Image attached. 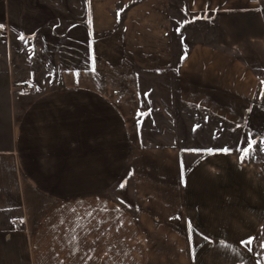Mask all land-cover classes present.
I'll use <instances>...</instances> for the list:
<instances>
[{
	"label": "crops",
	"instance_id": "1",
	"mask_svg": "<svg viewBox=\"0 0 264 264\" xmlns=\"http://www.w3.org/2000/svg\"><path fill=\"white\" fill-rule=\"evenodd\" d=\"M0 26L49 50L30 61L52 56L59 79L40 86L35 65L25 82L10 64L0 86V264H264V202L197 219L209 240L193 246L180 152L141 146L137 120L138 69L257 78L264 0H0ZM245 169L264 198V162Z\"/></svg>",
	"mask_w": 264,
	"mask_h": 264
},
{
	"label": "rangeland",
	"instance_id": "2",
	"mask_svg": "<svg viewBox=\"0 0 264 264\" xmlns=\"http://www.w3.org/2000/svg\"><path fill=\"white\" fill-rule=\"evenodd\" d=\"M196 39L200 40V37ZM191 40L183 39L180 57L187 52ZM29 41L23 34L0 33V86L8 82L6 71L10 64L16 65L18 77L25 76V82L36 81L44 87L58 83L52 56L49 63L30 61L34 54L46 55L50 51ZM35 65L40 68L35 70L36 78L32 81L28 78V69ZM186 69H181L176 61L166 68L137 70V120L139 138L145 146H174L180 152L183 180L187 183L185 189L189 190V183H192L190 190L198 202H195V209L188 208L191 217L188 229L193 246L199 248L209 240L204 232L206 226L212 224V221L207 222L208 217L216 220L253 217L262 209L261 178L249 175L245 165L264 162V150H261L264 148V68L257 78L246 79L247 83L230 76L227 82L220 84ZM238 84L246 85V88L240 91V86L237 90ZM249 137L255 139L257 145L241 161L238 149L246 147ZM224 147L232 151L229 154L192 151ZM125 192L126 197L118 195L119 198L131 203L128 186ZM197 219L204 230L195 224ZM233 231L231 234L236 239V230Z\"/></svg>",
	"mask_w": 264,
	"mask_h": 264
},
{
	"label": "snow or ice",
	"instance_id": "3",
	"mask_svg": "<svg viewBox=\"0 0 264 264\" xmlns=\"http://www.w3.org/2000/svg\"><path fill=\"white\" fill-rule=\"evenodd\" d=\"M117 16L119 18V12L117 13ZM2 27V26H0ZM23 38V37H21ZM264 83V82H262ZM264 143V142H262ZM257 145V141L251 137H249V139L246 142V147L242 148V149H238L240 155H239V159L241 161H243L246 157H248L252 151L254 146ZM261 150H264V148H262ZM192 151H204L207 154H213L214 152H223L224 154H229L232 149H229L228 147H224L222 149H217V150H213V149H205V150H192ZM121 187H123V185H121ZM252 241L251 239H249L248 241H243L242 243H246V244H250Z\"/></svg>",
	"mask_w": 264,
	"mask_h": 264
},
{
	"label": "built area",
	"instance_id": "4",
	"mask_svg": "<svg viewBox=\"0 0 264 264\" xmlns=\"http://www.w3.org/2000/svg\"><path fill=\"white\" fill-rule=\"evenodd\" d=\"M6 32V30H1L0 29V33ZM33 85L31 83H26V87L27 88H31Z\"/></svg>",
	"mask_w": 264,
	"mask_h": 264
},
{
	"label": "trees",
	"instance_id": "5",
	"mask_svg": "<svg viewBox=\"0 0 264 264\" xmlns=\"http://www.w3.org/2000/svg\"><path fill=\"white\" fill-rule=\"evenodd\" d=\"M139 139H140V138H139ZM140 143H141L142 146H145V145L142 143L141 139H140ZM182 174H183V173H182Z\"/></svg>",
	"mask_w": 264,
	"mask_h": 264
}]
</instances>
